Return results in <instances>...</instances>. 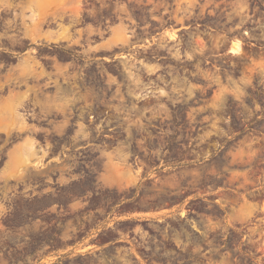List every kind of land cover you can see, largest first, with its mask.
Here are the masks:
<instances>
[{
  "label": "rangeland",
  "instance_id": "obj_1",
  "mask_svg": "<svg viewBox=\"0 0 264 264\" xmlns=\"http://www.w3.org/2000/svg\"><path fill=\"white\" fill-rule=\"evenodd\" d=\"M25 9L57 50L26 52L7 73L24 83L9 90L54 91L40 106L62 119L58 134L82 104L89 124L78 122L74 138L101 145L90 147L87 174L75 154L77 168L44 186L56 194L35 193L45 169L33 135L8 146L0 264H264V0H27ZM21 102L0 105L8 135L27 128ZM161 209L170 213L110 222Z\"/></svg>",
  "mask_w": 264,
  "mask_h": 264
},
{
  "label": "flooded vegetation",
  "instance_id": "obj_2",
  "mask_svg": "<svg viewBox=\"0 0 264 264\" xmlns=\"http://www.w3.org/2000/svg\"><path fill=\"white\" fill-rule=\"evenodd\" d=\"M26 1L0 0V105L6 98H22L21 108L23 111L21 113L27 124L26 129L12 131L9 135L0 129V172L7 161L8 146L15 145L16 142H20L31 133L34 137L37 156L43 161L41 169H45L36 175L34 186L38 190L35 193L56 194L59 192L58 189L52 192L44 186L56 184V181L51 179L60 177V169L63 167L69 170L77 168L72 166L75 154H80L81 169L87 174L90 147L99 146L101 143L90 142L87 136L74 138L78 122H81L86 128L89 124L88 110L82 104L81 107L70 108L72 114L69 116V127L67 131L58 134L53 132V126L62 119L52 116V113L46 112L40 106L42 99L45 96L54 95V91L9 90V83H18L17 87L24 83L23 76H8L7 73L11 67L24 64L26 52L32 51L34 56L45 59L50 58V53L57 50L56 45H48L39 41L40 38L36 35H39L41 30L40 17L37 15L33 20V25L30 26L29 14L26 12L28 10L25 9ZM67 94L69 97H78L79 95L77 91H69ZM98 120L103 121V118ZM99 125L101 124L98 123L97 126ZM69 175L72 176V174ZM0 192L2 191L0 190Z\"/></svg>",
  "mask_w": 264,
  "mask_h": 264
},
{
  "label": "crops",
  "instance_id": "obj_3",
  "mask_svg": "<svg viewBox=\"0 0 264 264\" xmlns=\"http://www.w3.org/2000/svg\"><path fill=\"white\" fill-rule=\"evenodd\" d=\"M170 213V210L166 209H161V210H145L141 213H130L128 215L126 214H120L117 216H113L110 220V222H118V221H123L126 219H131V220H150L154 218H158L159 216H166ZM109 223L106 222L105 226H108Z\"/></svg>",
  "mask_w": 264,
  "mask_h": 264
}]
</instances>
